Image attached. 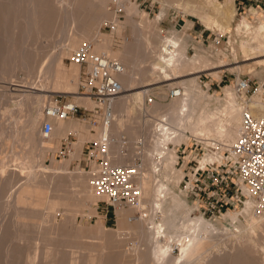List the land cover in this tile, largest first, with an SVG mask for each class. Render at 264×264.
I'll list each match as a JSON object with an SVG mask.
<instances>
[{"label":"bare ground","instance_id":"bare-ground-1","mask_svg":"<svg viewBox=\"0 0 264 264\" xmlns=\"http://www.w3.org/2000/svg\"><path fill=\"white\" fill-rule=\"evenodd\" d=\"M108 1L0 0V36L4 34L6 37V41L0 39V84L6 87V91L0 93V130L10 132L12 136L11 139H7V136L0 139V149L8 146L1 150V153L8 155L0 157V165L4 167L0 168V189L12 187L16 180H20L15 193L4 202L0 200V264H20L22 259L26 264H119V257L125 252V243L130 239L146 240L148 243L147 248H137L135 251V264H264L254 244L258 237L264 238V214H257L253 209L254 200H247L244 206V224L237 223L229 238L215 239L204 230L199 232L197 223L200 219L188 218L189 208L172 190L168 191L166 184L157 177L162 173L164 178H170L171 171L176 167L170 161L175 149L169 148V144L178 145L188 134L219 139L225 143L224 147L231 146L239 134L245 108V101L235 89L234 92L232 89L226 90V102L220 111L210 109L212 102L220 101L218 97L209 100L206 107L202 101L203 92L192 90L186 93L182 83L195 85L199 74L193 77L189 75L208 70H211V74L217 73L219 65L214 64L203 52L198 51L189 57L188 51L182 46L183 38L161 35L157 24L170 7L178 5V9L184 13L195 11L202 20L224 32L231 28L235 19V0H207L209 7L191 0H159L162 10L155 20H150L148 14L142 12V23L148 34L144 29H138L135 40H127L121 51L113 49L112 38L102 36L101 27L109 22L114 31H122L125 24H136L132 14L127 15L125 22H121L116 15L108 14L105 9ZM126 1L119 0L118 4L124 7ZM134 3L130 2V6L126 7L130 13L139 12ZM235 32L247 37L242 45L244 58L257 59V63H261L263 71L257 74L260 76L264 73V59H260L264 57V24L256 30L244 17ZM47 39L60 43V49L47 64L35 70V50L28 45L41 44ZM251 39L254 41H248ZM85 41L93 43L95 51L120 59L126 69L120 76L124 91L117 101L114 118L108 127L114 162L133 165L137 158L143 161L139 176L142 201L138 206L117 209V214L122 218H119L116 230L102 225L73 224L79 213L85 214L86 210L90 214L94 213L95 208L92 207L101 195L94 188L92 170L71 171L70 165L75 159L81 158L87 140H99L104 130L103 122L99 120L96 134L92 133V127H95L92 121L75 117L55 120L49 136L41 133L43 106L50 97V94L46 95L49 92L74 93L72 98L78 104L88 108L95 105L89 97L79 93L81 66L72 62L74 65L68 70L64 63L65 57ZM3 43H6L5 49L1 47ZM230 44L233 46L231 40ZM225 64L222 62L220 66ZM20 72L25 75L22 78H27L22 85L12 80ZM37 73L39 76L35 77ZM68 77L74 83L70 84ZM163 80L170 82L151 87ZM140 82L144 85L139 87L144 88L132 92L139 88L137 85ZM168 86L179 87L181 94L169 97L171 100L168 103L155 101L143 106L147 95L154 90H168L165 88ZM14 91L22 92L21 103L11 107V92ZM7 105L11 109V124L8 127L1 120V112L4 107L8 108ZM22 105L27 110L25 116L20 109ZM248 106L255 114L264 115L263 90L253 95ZM217 119L220 121L213 129L210 124ZM57 134L61 139L55 143L52 137ZM69 134L78 138L77 142L72 143L74 151L67 155L69 159L59 161L54 156L50 166H46L47 152H60L61 140ZM125 138L128 144L123 145ZM222 158L221 152L207 155L201 160V166L205 162L216 163ZM158 163L163 165L162 170ZM40 198L46 199V212L41 210L40 213L34 209L33 201ZM86 200L92 206L90 210L84 206ZM61 209L65 211L66 217L59 222L57 214ZM137 212L141 215L135 216ZM8 213L13 217L6 223L4 219ZM184 218H187L186 224ZM234 221L238 222L236 217ZM166 229L171 234L180 231L184 236L180 239L183 256L174 257L172 254L173 237L170 233L166 234ZM84 237H95L98 241L81 249V254L73 251L66 257L65 247L80 242ZM12 238L18 242L30 241L32 246L24 250L7 245ZM222 243L224 248H220L217 253L210 252L216 244L220 246ZM261 260L263 262L258 263Z\"/></svg>","mask_w":264,"mask_h":264},{"label":"rangeland","instance_id":"rangeland-1","mask_svg":"<svg viewBox=\"0 0 264 264\" xmlns=\"http://www.w3.org/2000/svg\"><path fill=\"white\" fill-rule=\"evenodd\" d=\"M119 1V0H118ZM118 1L116 0H109L105 4V9L110 15H116L119 17L121 22H125L127 20V15L132 14V19L134 20L136 26H131L130 24H125V27L122 31L120 30H113V27L110 25L109 22L104 23V25L101 27V34L105 38H112L113 40V49L115 51H121L123 50L124 44H126L127 40L133 41L137 37L136 32H138V29H144V31L148 34V30L144 28L143 21H142V12H146L148 14V17L150 20H155L156 16L159 15V13L162 10V3L159 0H127L125 2L126 5L121 6L118 4ZM195 3L201 4L203 3L205 7H209L210 4L207 0H191ZM223 1V0H220ZM130 2H135L138 11L137 13L133 12L130 13L127 11L126 7L130 6ZM236 5V15L235 19L232 23V26L230 29L220 32L217 27L209 25L207 22L202 20L199 17V14L195 11H191L190 13H184L183 10L178 9V5H174L173 7H170L168 11L165 12V16L159 21L157 24L159 28V32L163 36H178L181 38H184L185 40L188 39L189 41V47H188V56H193L196 52H203L214 64L219 65L218 68H216L217 73L211 74L210 71H203L200 73L189 75L188 77H193L199 74L198 81L194 85L192 84H186L182 83V87L185 88L186 93L187 91H192L196 93L203 92L204 96H202V101H204V105L207 107L209 100L212 98L218 97L220 99L219 102L211 103V108L214 111H220L223 108V104L226 102L225 95L226 90L232 89L234 92L233 84L235 79L238 76H246L251 77L253 79V82H259L264 80V73L258 76L259 72L263 71L261 68V63H257V59H246L244 58V54L242 51V45L245 41H247V37H245V34H238L235 32L237 29V25L241 22V20L246 17L249 22L252 23L254 28L257 30L258 27L261 24H264V0H235ZM252 9H255L256 12L254 13ZM130 25V26H129ZM136 29V30H135ZM152 32V31H151ZM149 32V34L151 33ZM254 34H256L255 31H253ZM5 35L2 34L0 36V39L2 41L5 40ZM230 40L233 43V46L230 44ZM248 41H254V39L248 40ZM34 52V67L35 70L39 67L44 66L47 64L52 57L58 53L60 49V43H56L53 40L45 41L41 44H29ZM3 49L6 48V43H3L1 45ZM71 55H67L64 59L65 68L70 69L74 64L71 60ZM260 59H264V57H260ZM225 62L226 64L224 66H220V63ZM241 72H239V70ZM81 73L83 74L84 69H81ZM213 70V69H212ZM215 70V69H214ZM82 74L79 77L78 81V87L80 86V82L82 79ZM24 73L20 72L19 76H15L14 79L12 78L14 83L19 82V85H22L23 83H26V77H24ZM39 76V73L35 77ZM198 76V75H197ZM185 76L184 78H188ZM22 82V80H24ZM183 79V78H182ZM68 82L70 84L74 83L73 79L71 77H68ZM180 80V79H178ZM194 80V78L192 79ZM22 82V83H21ZM154 82V81H152ZM170 81L165 82L164 80L161 82H158V84H153L151 87H157L159 85H164L169 83ZM144 85V83L140 82L137 87ZM5 86V85H4ZM2 84H0V93H3L6 91V87H4ZM142 88H137L136 90H133L132 92L139 91ZM168 88L164 90H154L149 95H147V98H144L143 106L146 107L149 106L148 99L150 97H154L155 101H161L163 103L170 102L171 98L167 97V93L169 89L172 87L168 86L165 87ZM3 91V92H2ZM72 91V90H71ZM19 96H18V94ZM22 92L20 91H14L11 92V96L13 98L11 99V107L14 105L19 106L21 103L20 96ZM48 93V92H47ZM17 94V95H16ZM62 95L64 99H70L73 100L72 96H74V93H61V92H49L46 95ZM17 96V97H16ZM14 104V105H13ZM139 104V103H138ZM145 104V105H144ZM10 106V105H9ZM7 105L8 108L4 107V109L1 112V120L3 122H6L8 126L11 124V109ZM20 109H22L24 116L27 114V110L22 105L20 106ZM23 116V117H24ZM83 116V117H82ZM74 119H86L88 121L94 122L95 120H99L95 118L92 114L81 111V113L76 116ZM169 121V117L167 118ZM220 119H217L214 123L210 124L212 128H216V125L219 123ZM100 123H95V127H92V133H97V126ZM174 125V124H172ZM175 126V125H174ZM177 127V126H175ZM180 128V127H179ZM42 133V131H41ZM7 136V139H11L12 136L10 135V132H7L5 130H0V139ZM68 141L70 142H77L78 138L73 135L69 134ZM126 137V136H125ZM66 138V137H65ZM63 138L61 140V146L62 149L66 146L67 140ZM61 139L60 135L57 134L56 136L52 137V140L56 143ZM125 138V144H128ZM209 140V142H208ZM90 140H87L83 145V153L81 155V158L75 159L71 165L70 170L73 171L74 169L84 170L86 172H90V165L86 159V154L88 152V149L91 146ZM213 143V144H212ZM217 146H216V145ZM225 143H222L219 139H207L203 137L195 136L194 134H188L187 137H184V139L179 142L178 145L169 144V148L175 149V153L173 157H171L170 161L175 165V170L171 171L170 178H164L162 173L158 174V179L163 181V183L166 184L168 191L172 190L177 196H179L182 200V202L189 208V216L188 218H196L200 219L197 223L199 232H202L203 230L208 233V235H213L215 239H227L232 234L233 231L236 229L237 223H243L245 219V212H243V209L236 208L235 210H232L234 208H231L230 211H227L226 209H223L219 211L217 208L213 209L211 207V202L214 201L207 199L204 195L200 197L197 195L196 189L192 188L193 180H194V169L198 166H201V160L210 154H214L216 152H221L223 154L222 160L216 161V163L222 162L225 163L227 159L230 157L229 149L230 146L224 147ZM227 145V144H226ZM175 146V147H174ZM222 146L224 147V150L222 151ZM5 146H3L0 149V157H3L4 155H8L5 152L1 153V150L4 149ZM8 148V146H6ZM5 147V148H6ZM220 147V148H219ZM6 148V149H7ZM74 151V150H73ZM59 151H48L46 155V166H50L51 160L55 156L57 160L61 161L64 158L69 157L63 156L61 152ZM9 160V159H6ZM10 162V161H8ZM12 163H8L7 165H11ZM134 163H138L141 167L143 165V161L141 158H137ZM207 165L209 167L211 165L210 162H205L203 166ZM158 167L161 168L163 165L161 163H158ZM1 169H4L2 165H0ZM222 169V168H221ZM224 169V168H223ZM3 171V170H1ZM174 171V172H173ZM174 173V175H173ZM160 176V177H159ZM22 181V180H21ZM20 180H16L14 183L15 185H12V187L9 188H3L0 189V200L4 202V200H7L8 197H10L17 188L20 186ZM22 183V182H21ZM208 184V183H207ZM19 185V186H18ZM97 204L93 207L90 206L89 201H84V206H88L87 208L90 210L91 207L95 208V211L93 214L88 213V210L85 211V214L79 213L73 221L74 225H92L94 227L102 225L110 230H116L118 229V220L121 219L122 216H119L116 214L112 209L109 210L103 200L102 197L99 198ZM45 198L35 199L33 201V205L35 206L34 209L38 210L39 212L43 210L44 212L47 211L45 209ZM61 211V213H60ZM58 211L57 214V221H61L65 219L66 213L65 211L61 209ZM41 213V212H40ZM40 215L39 213H35V215ZM147 214V212H145ZM140 212H137L135 216H140ZM12 214L8 213L6 218L4 219V222L9 223L11 221ZM83 217V218H82ZM237 218V221H234V218ZM60 219V220H59ZM184 221L187 223V218H184ZM76 222V223H75ZM80 222V223H79ZM82 222V223H81ZM170 233L169 229H166V234ZM173 237L172 242V254L174 257L183 256L181 254L180 249V239L184 238V236L181 235L180 231H174L172 234ZM217 236V237H216ZM87 238V240H86ZM94 238V239H93ZM91 239L93 241H91ZM98 238L95 237H84L80 242H74L70 243L65 248V255L66 257H69L71 253L74 251L76 254H81V249H84V247L90 245L91 243H94L98 240ZM13 240V241H12ZM96 240V241H95ZM12 241V242H11ZM11 241L6 243L7 245L10 244L14 248H21L26 250L28 247L32 246L30 244V241H24V242H18L15 239H11ZM263 241V242H262ZM138 242H140L138 244ZM257 242V243H255ZM254 242V244L257 245L256 251L259 255H261L262 260L264 261V238L258 237L257 240ZM140 247H138V245ZM73 247H72V246ZM78 247L76 249L75 246ZM137 245V246H136ZM220 246H217V244L210 250V252L217 253L220 248H224L223 243L219 244ZM262 245V247H261ZM71 246V247H70ZM124 249L125 252L122 253V255L119 257V264H135V256L137 248L140 250H143L144 248L148 247L147 241H141V240H133L130 239L125 243ZM70 247V248H69ZM226 247V246H225ZM73 248V249H72ZM75 248V249H74ZM258 248V249H257ZM80 249V250H79ZM136 249V250H135ZM77 250V251H76ZM69 251V252H68ZM84 251V250H83ZM68 252V254H67ZM79 252V253H78ZM260 261L258 263H262L263 261ZM20 264H26L25 260H20Z\"/></svg>","mask_w":264,"mask_h":264},{"label":"built area","instance_id":"built-area-1","mask_svg":"<svg viewBox=\"0 0 264 264\" xmlns=\"http://www.w3.org/2000/svg\"><path fill=\"white\" fill-rule=\"evenodd\" d=\"M71 60L84 69L79 86L80 95L89 97L95 105L88 108L74 100L64 99L62 95L50 96L43 106L42 132L49 136L55 120L76 117L81 111L103 122L101 137L91 142L86 159L92 170L95 190L107 208L117 214L118 208L138 206L143 198L139 184L140 165H119L114 162L108 129L114 118L117 101L124 91L120 76L126 71L125 65L118 58L95 51L93 43L89 41L72 53ZM233 88L245 101V108L239 134L229 149L230 157L225 163L196 167L192 188L196 189L200 197L204 195L209 200L213 199V209H242L247 200L252 199L255 201L253 209L257 214H264V115L255 114L248 106L253 95L260 90L264 93V81L255 83L251 77L239 76ZM180 92L179 87H173L167 97H177ZM153 102L155 98L150 97L148 103ZM99 120L93 124L100 123ZM65 139L66 146L60 151L63 156L73 151L72 142L68 141V137Z\"/></svg>","mask_w":264,"mask_h":264},{"label":"crops","instance_id":"crops-1","mask_svg":"<svg viewBox=\"0 0 264 264\" xmlns=\"http://www.w3.org/2000/svg\"><path fill=\"white\" fill-rule=\"evenodd\" d=\"M182 44H183L182 46L185 48V50L188 51V47H189V41H188V39L185 40L183 38V43ZM198 78H199V75L196 77V79H198Z\"/></svg>","mask_w":264,"mask_h":264}]
</instances>
